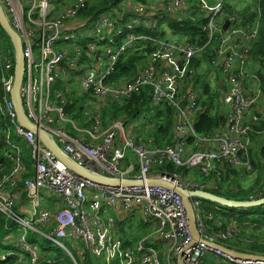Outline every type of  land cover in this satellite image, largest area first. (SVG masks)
<instances>
[{
	"label": "built area",
	"instance_id": "2783aa9c",
	"mask_svg": "<svg viewBox=\"0 0 264 264\" xmlns=\"http://www.w3.org/2000/svg\"><path fill=\"white\" fill-rule=\"evenodd\" d=\"M105 1L110 5L101 10ZM147 1L0 0L22 45L24 70L17 91L22 117L83 173L121 183L100 185L79 175L18 122L11 101L18 56L9 39L7 47L0 28V125L6 127L0 135L12 162L10 172L0 178V215L14 224L2 241L11 248L0 253V261L56 264V255L41 250L38 242L43 238L72 264H203L208 258L224 264H264L215 248L243 253L235 241H250L240 238L235 221L220 231L210 230L207 209L215 203L206 197L207 189L218 188L216 179H222L226 168L252 169L250 138L264 106L260 79L249 71L259 26L235 10L228 14L237 0H162L145 9ZM168 18L202 20L206 42L193 44L183 36L166 39L162 27H168ZM145 43L153 49L137 63L134 77L114 81L121 57ZM206 48L213 53L209 67L222 77L224 119L210 133L199 134L194 125L203 85L196 80L199 65H191L203 62ZM141 90L147 91L150 104L139 118L104 125V110ZM163 103L174 110V118L170 137L160 146L151 136L156 126L148 112ZM74 105L80 108V126L68 111ZM261 164L264 168L263 160ZM169 168L185 172L173 174ZM187 170L212 177L211 184L187 180ZM158 180L190 194L200 241L193 240L180 194L152 182ZM125 182L138 186H123ZM261 199L264 195L242 202ZM135 219L151 233L136 239L120 236L125 225L123 234H130Z\"/></svg>",
	"mask_w": 264,
	"mask_h": 264
},
{
	"label": "trees",
	"instance_id": "16d2710c",
	"mask_svg": "<svg viewBox=\"0 0 264 264\" xmlns=\"http://www.w3.org/2000/svg\"><path fill=\"white\" fill-rule=\"evenodd\" d=\"M121 0H111V3L117 4ZM140 4H145V0H140ZM110 5V2H102L99 6L101 10H105L106 7ZM261 6V19H260V40L255 45V48L252 50L250 59L258 67H264V0H260ZM228 14L235 13L234 9H228ZM245 17V20H250L247 16V10L242 14ZM255 15V14H253ZM251 15L250 18H254ZM167 26L176 34L184 36L189 42L195 44L202 45L206 42L207 35L206 32L202 28V20L199 21H190V20H177L168 18L164 21ZM163 35V31H162ZM5 36V35H4ZM5 43L7 47H11V44L8 38L5 36ZM257 46V47H256ZM153 49L151 43H145L142 45H138L136 49L130 53L129 55H125L121 57L116 65V71L114 73L113 79L114 81H120L125 78H129V76H134L136 74V65L144 59V54L149 53ZM213 55L210 48H206L202 53V60L204 63L206 62L207 66L208 60ZM200 62H195L191 66L200 65ZM253 73L257 74L261 80L262 91L264 93V74L260 71H253ZM201 77L196 76V80L199 81ZM218 86V84H217ZM203 90V100L200 102V109L195 118V129L199 134H208L210 133L220 121H223L224 116L220 113L219 110H216V102L220 100V91L212 90L210 84L204 83L202 86ZM0 92H1V79H0ZM150 100L147 95L146 90H141L140 93L134 94L129 100H127L122 105H115L111 107L110 111H105L102 113V120L107 117H112L113 119H122L126 118L127 120L137 119L141 116V114L149 107ZM70 115L72 118L77 119L80 116V108L74 105V108H69ZM148 120L150 122L155 123L156 128L151 131V136L154 138L155 143L157 145H163L166 143L170 137L172 132V124L174 118V110L163 103L161 105H157L153 107V113L148 112ZM263 125V124H262ZM6 129V127L1 124L0 125V133ZM253 141L255 137L253 134L251 135ZM4 141L0 135V157L5 156L4 159H0V178L8 174L12 167V162L10 161V155L8 151L4 150ZM254 159V160H253ZM250 162L252 165V169H258V174L256 176L253 184L248 185V187L243 188L240 183H237L235 180L238 173L240 171L233 170L231 168H226L225 172L222 174L221 181H230V186H220L217 185L218 188L215 189H207L206 191L209 194L215 195L217 197L233 200V201H248L251 197H258L259 195H264V168L261 165V161H264V147H262L258 154H254L253 158ZM29 165V162H27ZM169 172L176 173L179 175L184 174L185 169H173L169 168ZM244 174L247 172L243 171ZM214 182V181H213ZM215 184V183H214ZM235 184V186H234ZM209 188H214L211 186ZM264 207H260L262 209ZM221 206L212 204L210 209H207V212L210 213L211 218L207 222V226L210 230L214 232L220 231L225 228L226 223L229 221H235L238 225L240 238L249 240L250 242L244 245L240 242L238 238L235 241L234 246L238 248L239 251L243 253H247L250 255H257L264 257V217H243L244 213L232 214L234 210H230L229 213H222ZM245 211V210H240ZM14 227V224L7 220L4 216L0 215V248H3L2 241L5 240L9 234L7 228ZM254 227H257L254 230ZM253 229V230H250ZM259 230H262L263 233H258ZM250 236H246L247 234ZM136 238V237H135ZM134 238V239H135ZM42 251H50L51 243L46 239H41L38 242ZM58 248V247H57ZM64 252L58 248L56 252V259L58 262L56 264H62L64 259ZM68 263L72 264V262L68 259ZM0 264H16L14 258H8L5 261H0Z\"/></svg>",
	"mask_w": 264,
	"mask_h": 264
},
{
	"label": "rangeland",
	"instance_id": "374dc122",
	"mask_svg": "<svg viewBox=\"0 0 264 264\" xmlns=\"http://www.w3.org/2000/svg\"><path fill=\"white\" fill-rule=\"evenodd\" d=\"M134 1V0H132ZM162 0H148L147 4L148 8L153 9L156 5H158L159 2H161ZM232 9H234L237 13H239L240 15L244 13V11L247 10V16L248 18L253 21L254 23H257L259 26V33H260V19H261V6H260V0H237L235 3H233ZM255 14V15H253ZM253 15L254 18H250V16ZM126 19H128V17H125ZM167 25V24H166ZM162 31H163V35L166 36V39H178V38H182V35H178L176 33H174L169 27H162ZM184 37V36H183ZM260 40V38H259ZM257 47V46H256ZM255 48V46L252 47V50ZM250 52V55H251ZM148 53L144 54V56L146 57ZM144 57V59H145ZM143 59V60H144ZM142 60V61H143ZM253 71H257L260 70L263 74H264V67L260 69V67L257 66V64H255L251 61L250 59V66H249V71L251 73ZM197 76L201 77L199 80L198 85L200 84H204V83H208L210 84L212 90L214 91H218L221 90V87L218 88L217 84L219 83L220 79L222 78L221 75L219 73H216V71H214L213 69H211L209 66H207L206 62L204 63L201 62V64L198 66L197 68ZM258 78L259 76L257 74H255ZM134 76H129V78H133ZM260 79V78H259ZM261 82V80H260ZM262 87V86H261ZM222 92H220V97L222 99L223 96V92L224 89L222 87ZM262 106H263V102H262ZM216 110H219L220 113L223 115V109H222V101L219 100V102H216ZM105 111H110L109 110H104ZM102 112V113H103ZM74 119V118H73ZM77 121V123L79 124V126L81 125V116H79L77 119H75ZM113 120V118L107 117L103 119L104 125L109 124L111 121ZM263 124V125H262ZM264 128V106L262 108V113H261V119H260V124L259 126H257L255 128V133L253 134V137H255V140L253 141L252 137L250 138V154H249V161H251L254 158V154H258V151L264 147V133H259V131H261ZM139 131V129H138ZM0 159H5V156H1ZM254 160V159H253ZM252 162V161H251ZM262 165V164H261ZM263 167V166H262ZM240 171V170H237ZM241 173H238L235 180L237 181V183H240L241 186L243 188L248 187V185L253 184V182L256 179V176L258 174V169H251V171L247 172V174H244L243 171H240ZM176 174V173H173ZM185 178L187 180H190L194 183H198L201 184L203 186L205 185H210L212 182V177H202L199 174L196 173V171L194 170H187L186 174H185ZM178 176V175H176ZM222 180V179H221ZM219 181V178L216 179V181L219 183L220 186H230V181ZM235 186V184H234ZM52 198H48V200H51ZM48 206L50 205V201H47L46 203ZM27 206V204H25V207ZM221 212L222 213H229V209L223 208L221 207ZM244 213L243 217H258L263 216L264 217V208L260 209V208H252V209H248L246 211H240V210H234L232 214H237V213ZM135 228V233L132 232V234L136 237H145L148 234L151 233V230L148 227L142 226L138 223V221L135 219V221L133 222V226L131 227V229L134 231ZM257 227H254V230H256ZM253 230V229H250ZM258 233H263L262 230H259ZM246 236H250V234L248 233ZM132 238V237H131ZM11 244L9 242H6V245L3 247L5 249L0 248V253L7 251L9 248H11L10 246ZM57 246L52 244L50 253L52 255H56L57 252ZM72 251V250H71ZM73 252V251H72ZM68 259L71 260L68 256H64L65 260L62 264H69L68 263ZM162 264V263H161ZM203 264H224L223 262H217L216 260H212L210 258L206 259L204 261ZM227 264V263H226Z\"/></svg>",
	"mask_w": 264,
	"mask_h": 264
},
{
	"label": "water",
	"instance_id": "95a60500",
	"mask_svg": "<svg viewBox=\"0 0 264 264\" xmlns=\"http://www.w3.org/2000/svg\"><path fill=\"white\" fill-rule=\"evenodd\" d=\"M228 26V22L225 23L224 25V29H226ZM0 28L2 29V31L4 32V34L8 37V39L11 41L13 48L18 56V66L17 69L15 71V80H14V85H13V89L11 91V101L13 103V105L15 106V112L17 114V118H18V122L26 129L35 132L43 141L46 142V146L54 153V155L56 157H58L68 168H70L71 170L75 171L76 173H78L79 175L85 177L86 179H89L91 181H94L100 185H106V186H119L121 185V183L119 181H104V180H100V179H96L93 178L89 175H86L85 173H83L78 167H76L71 161H69L62 153H60L57 149H55L49 142L46 141L45 136L40 133L38 131V129L33 126L31 123H29L26 119H24L22 117V113H21V109H20V105L17 101V91L19 89V86L22 82V76H23V70H24V58H23V54H22V45L20 43V38L17 35V33L13 30V28L11 27L10 23L8 22L4 12L2 11V9L0 8ZM218 88L221 87V81H219L218 83ZM153 183L159 184L162 187L166 188V189H175L177 193L180 194V196L183 199V203H184V207L186 209V213L188 216V221H189V228L193 237V240L198 242L200 241V238L198 237L197 233H196V228L194 226L193 223V219H192V214L191 211L189 209V197L190 194H188L187 192H185L183 189L181 188H175L172 185L163 182V181H152ZM123 186H127V187H131V186H138V184L132 183V182H125L122 184ZM206 197L214 202L215 204L226 208V209H230V210H248V209H252V208H260V207H264V199L261 200H257V201H253V202H240V201H233V200H227V199H223L220 197H217L215 195L206 193ZM215 248H219L222 250L223 253L229 254L234 258H238V259H244V260H256V261H263L264 262V257L263 256H257V255H250L247 253H237V252H230L222 247H215Z\"/></svg>",
	"mask_w": 264,
	"mask_h": 264
},
{
	"label": "crops",
	"instance_id": "0c3cea01",
	"mask_svg": "<svg viewBox=\"0 0 264 264\" xmlns=\"http://www.w3.org/2000/svg\"><path fill=\"white\" fill-rule=\"evenodd\" d=\"M221 88H222V86H221ZM129 225H125V226H123V227H121V233H120V236H129L130 238L132 237V238H135V236L132 234V229L131 228H129V230H130V234L129 235H124L123 234V231H124V228L125 227H128ZM137 238V237H136ZM135 238V239H136Z\"/></svg>",
	"mask_w": 264,
	"mask_h": 264
},
{
	"label": "bare ground",
	"instance_id": "6f19581e",
	"mask_svg": "<svg viewBox=\"0 0 264 264\" xmlns=\"http://www.w3.org/2000/svg\"><path fill=\"white\" fill-rule=\"evenodd\" d=\"M12 56H13V57H15L16 55H15V54H13Z\"/></svg>",
	"mask_w": 264,
	"mask_h": 264
}]
</instances>
